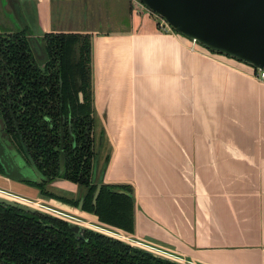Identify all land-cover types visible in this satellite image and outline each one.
<instances>
[{"label": "crops", "instance_id": "obj_1", "mask_svg": "<svg viewBox=\"0 0 264 264\" xmlns=\"http://www.w3.org/2000/svg\"><path fill=\"white\" fill-rule=\"evenodd\" d=\"M4 2L35 38L91 35L94 181L132 187V237L182 264H264V83L161 31L131 0ZM48 189L81 195L66 179ZM0 190L87 228L106 224L38 188L37 199Z\"/></svg>", "mask_w": 264, "mask_h": 264}, {"label": "trees", "instance_id": "obj_2", "mask_svg": "<svg viewBox=\"0 0 264 264\" xmlns=\"http://www.w3.org/2000/svg\"><path fill=\"white\" fill-rule=\"evenodd\" d=\"M41 41L46 54L42 60L27 29L0 30L1 131L7 143L27 160L30 156L41 172V181L28 185L44 197L75 207L82 204V210L96 214L101 222L131 233L135 227L131 186L102 183L95 201L99 184L94 181L91 35L47 33ZM0 174L4 175L1 165ZM58 179L76 183L80 197L51 192L49 185ZM0 264L182 263L89 228L80 237L68 220L0 203Z\"/></svg>", "mask_w": 264, "mask_h": 264}, {"label": "water", "instance_id": "obj_3", "mask_svg": "<svg viewBox=\"0 0 264 264\" xmlns=\"http://www.w3.org/2000/svg\"><path fill=\"white\" fill-rule=\"evenodd\" d=\"M138 1L152 13L163 18L176 33L197 41L210 51L237 59L253 68L264 70V0ZM11 4H14L13 0H11ZM17 19L20 25L23 24V18L17 16ZM22 29H27L30 42L38 58L45 59L46 54L43 44L41 47L37 43L29 28L22 25ZM63 143L62 136V166L65 162ZM27 162L30 164L29 167L25 164ZM0 165L4 176L12 181L23 183L41 181V172L31 157L29 156V160H27L15 148H10L1 132ZM100 189L101 186L99 185L95 201ZM0 203L28 212H42L38 208L12 198L7 192L1 190ZM79 209H82V204H80ZM69 222L74 233L84 237L87 227L79 222Z\"/></svg>", "mask_w": 264, "mask_h": 264}, {"label": "rangeland", "instance_id": "obj_4", "mask_svg": "<svg viewBox=\"0 0 264 264\" xmlns=\"http://www.w3.org/2000/svg\"><path fill=\"white\" fill-rule=\"evenodd\" d=\"M132 3L135 5V7L137 9H139V11H143L144 13H149V15H151V17L157 22L158 26H159V29L163 32H166V33H174L173 30H171L170 27H168L165 23H164V20L152 13L146 6H144L141 2H139L138 0H131ZM4 0H0V26H3V29L2 31L3 32H8L9 30H13V31H19L21 30V28L19 27V24L17 23L16 24V17H15V14L14 12H12V17H11V12H8V8H7V4H4ZM4 4V5H3ZM19 16L20 13L18 14ZM16 20V21H15ZM97 22V21H96ZM34 24L38 25V21H35ZM18 25V26H17ZM102 29H105V24L104 22H102L101 24H99ZM108 26V25H107ZM176 33V32H175ZM176 34H179L180 36H183L182 34L180 33H176ZM184 38H186L185 36H183ZM188 40H190L189 38H187ZM36 41L37 43H39L42 47V41H41V38H37L36 37ZM191 41V40H190ZM199 44V47L200 48H204L205 50H207L208 52L212 53V54H218L219 53H216V52H213V51H210L209 49H207L206 47H204L202 44L198 43ZM219 58H224L225 60H228V61H231L233 63V65L236 67L239 68L240 67H243L241 70L246 72V70H248V73L251 71V75H252V66L246 64V63H243V62H239L237 59H234V58H230L228 56H225V55H220L219 54ZM254 78V77H253ZM256 79V78H255ZM258 80V79H256ZM259 82H262L264 83L263 81L261 80H258ZM2 126L0 125V129ZM27 167H29V163H25ZM3 178V179H2ZM0 186L8 189V190H11L12 192L16 193V194H19L21 196H24V197H27V198H30V199H37V195H38V191H37V188L35 187H31L30 185H28L27 183H23V182H16V181H12L10 179H8L7 177H5L3 174H0ZM12 197V196H11ZM14 198V197H12ZM46 200H48L49 202L52 201V198H49V197H44ZM15 199V198H14ZM20 202H22L21 200L19 199H16ZM57 200V199H56ZM60 201V200H58ZM23 203V202H22ZM64 203V202H63ZM27 204V203H25ZM48 207H52L51 204L49 203H45ZM44 204V205H45ZM27 205H30V206H33L35 208H38L39 210H41L42 212L44 213H48V214H51L50 212H48L46 208H43L41 207L42 209H40V207H38L37 205L35 204H30L28 203ZM75 207V206H74ZM54 214V213H53ZM52 215V214H51ZM61 218V217H60ZM67 220V219H66ZM108 225V224H107ZM111 226V225H109Z\"/></svg>", "mask_w": 264, "mask_h": 264}, {"label": "built area", "instance_id": "obj_5", "mask_svg": "<svg viewBox=\"0 0 264 264\" xmlns=\"http://www.w3.org/2000/svg\"><path fill=\"white\" fill-rule=\"evenodd\" d=\"M163 19V18H162ZM164 20V19H163ZM164 23L168 26L169 24L164 20ZM171 28V27H170ZM171 30H173L171 28ZM173 32L175 33V31L173 30ZM191 43L193 44L192 48L193 49H197V46H199L198 42L197 41H194V40H191ZM252 76L255 77L256 79L258 80H261L264 82V70L263 69H260V68H253L252 70ZM9 194V193H8ZM10 196L14 197L15 199H18L17 196L15 195H12V194H9ZM22 202L24 203H30V204H35L37 205L38 207H40V209H42L41 207L43 208H46L48 209L47 211L50 212L52 211V208L48 207V206H45L43 204H39L37 202H33V201H29V200H21ZM52 215H54L52 212H50ZM57 216V215H55ZM59 217V216H58ZM66 220V219H65ZM89 229H92L94 231H97V232H100V233H103L107 236H111L113 238H117V239H120L124 242H127L133 246H137V247H141L143 249H146V250H149L157 255H160V256H163V257H171L170 255H168L169 253H167L166 251L164 250H161L157 247H154L150 244H146L142 241H139V240H135L132 235L125 231V230H122L120 228H116V227H113V226H109V225H106V224H94V227L93 228H89Z\"/></svg>", "mask_w": 264, "mask_h": 264}, {"label": "flooded vegetation", "instance_id": "obj_6", "mask_svg": "<svg viewBox=\"0 0 264 264\" xmlns=\"http://www.w3.org/2000/svg\"><path fill=\"white\" fill-rule=\"evenodd\" d=\"M0 125H1V121H0ZM2 126V125H1ZM2 128V127H1ZM0 132H1V134H2V137L4 138V140L7 142V139L4 137V135H3V133H2V131H1V129H0ZM9 145V144H8ZM9 147L11 148V146L9 145Z\"/></svg>", "mask_w": 264, "mask_h": 264}]
</instances>
